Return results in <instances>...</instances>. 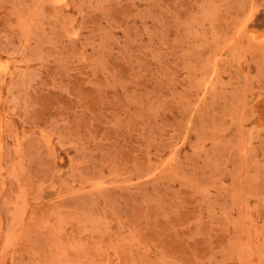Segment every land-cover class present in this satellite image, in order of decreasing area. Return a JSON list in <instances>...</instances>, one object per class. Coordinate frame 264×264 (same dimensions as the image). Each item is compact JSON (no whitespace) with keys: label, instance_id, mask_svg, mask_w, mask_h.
<instances>
[{"label":"rangeland","instance_id":"rangeland-1","mask_svg":"<svg viewBox=\"0 0 264 264\" xmlns=\"http://www.w3.org/2000/svg\"><path fill=\"white\" fill-rule=\"evenodd\" d=\"M0 264H264V0H0Z\"/></svg>","mask_w":264,"mask_h":264}]
</instances>
